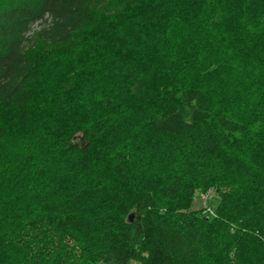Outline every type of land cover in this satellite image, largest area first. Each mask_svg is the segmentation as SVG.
Listing matches in <instances>:
<instances>
[{
    "label": "trees",
    "instance_id": "obj_1",
    "mask_svg": "<svg viewBox=\"0 0 264 264\" xmlns=\"http://www.w3.org/2000/svg\"><path fill=\"white\" fill-rule=\"evenodd\" d=\"M111 48L106 67L122 73L128 99L160 100L159 115L137 125L158 154L140 176L107 186L103 231L38 202L45 169L28 187L17 165L13 187L26 191L15 199L31 211L0 235V264H264V0H0V153L15 158L48 136L57 98L78 89L68 75L53 79L61 60L73 53L92 70ZM132 48L141 55L130 68ZM134 70L146 78L132 80ZM188 149L177 162L173 151ZM13 179L0 174V185ZM209 190L213 218L190 211Z\"/></svg>",
    "mask_w": 264,
    "mask_h": 264
},
{
    "label": "clouds",
    "instance_id": "obj_2",
    "mask_svg": "<svg viewBox=\"0 0 264 264\" xmlns=\"http://www.w3.org/2000/svg\"><path fill=\"white\" fill-rule=\"evenodd\" d=\"M123 51L127 52V48ZM124 66L131 68L133 65L126 63ZM121 75L113 76L111 66H107L93 78H81L77 82L80 88L65 96L62 104L58 102L62 114L58 116L55 110H50L47 137L24 148L15 158L7 152L0 153V174L11 171L15 177L11 183L5 181L0 185V235L7 230L15 212L23 215L31 211L25 203H18L15 199L26 191L18 185L13 187L15 180L20 179L16 176L17 165L28 170L29 176L22 181L28 187H32L35 169H45L43 183L48 188L36 193L38 202L48 205L49 209H63L79 220L90 219L95 228L106 230L110 215L107 186L122 182L121 177L140 176L147 157L158 154L155 142L146 143L137 125L150 120L154 112L159 115L153 102L159 104L160 100L155 93L151 94V99L145 98L139 104L129 100L124 88L118 84ZM129 76L132 80L146 78L137 75L135 70ZM99 81L105 88H112L110 94L100 87ZM85 143L88 144L86 148ZM69 145L73 147L69 149ZM189 151L191 149L182 156L173 151V155L179 156V162L188 156ZM24 155L31 159L25 162ZM73 164L76 169L69 171ZM113 169H121L120 176ZM128 183L131 186L135 181L129 180ZM97 187L101 191L93 193ZM11 264L24 262L18 255Z\"/></svg>",
    "mask_w": 264,
    "mask_h": 264
},
{
    "label": "rangeland",
    "instance_id": "obj_3",
    "mask_svg": "<svg viewBox=\"0 0 264 264\" xmlns=\"http://www.w3.org/2000/svg\"><path fill=\"white\" fill-rule=\"evenodd\" d=\"M87 46H88V44H87ZM87 46H86V48H87ZM143 47H141V49ZM114 51L115 50L113 48H111L109 50H102V51L98 52V54H100L99 59H98V63H96L94 66L92 65V67H94V69H92V70L88 68L90 65L88 67H86V66L80 67L81 63H79V62L81 59L76 57L72 53L68 57H66L65 59L61 60L57 69L51 71L52 76L55 77L53 79L57 80L60 77L62 78V74H64V77H65V75H68L67 76L68 80L69 79H75L76 82H74V83H77L78 81H80L81 78L90 79L92 77L91 74L95 75L96 72H98V73L101 72L100 70H103L101 68L106 67V64L108 62L116 61V56H115ZM120 51H122V49L116 51V54ZM128 55H129L128 57L126 56L127 58H124V59H127L125 63H132L133 60H130L128 58L134 59L136 57L137 58L134 60H137V62H139L141 50L139 51L137 49L132 48V50L128 52ZM107 60H108V62H107ZM99 83H100L101 88H103L105 86L102 81H99ZM77 87H78V89L80 88L79 83H77ZM81 95H83V91H81ZM101 95H104V93H101ZM58 102H60L62 104L64 101H61L60 99L57 98V102L55 103V106H54L55 109H61L60 107H58ZM48 108H51V107L48 106ZM153 163L155 164V165L153 164V170L157 171L161 166L160 164H158L160 162H158V163L153 162ZM216 201H217V199L215 198V195H214V193H212L211 190H209L207 192L198 191V192H196V194L194 196L193 202H192L191 207H190V211L201 210L202 216H204L205 218H209V217L213 218Z\"/></svg>",
    "mask_w": 264,
    "mask_h": 264
}]
</instances>
